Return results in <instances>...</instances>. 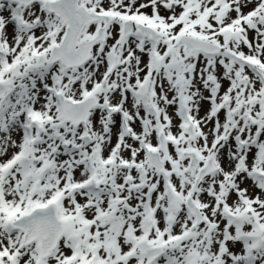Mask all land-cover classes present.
<instances>
[{"label":"snow or ice","instance_id":"6c2138e0","mask_svg":"<svg viewBox=\"0 0 264 264\" xmlns=\"http://www.w3.org/2000/svg\"><path fill=\"white\" fill-rule=\"evenodd\" d=\"M0 264H264V0H0Z\"/></svg>","mask_w":264,"mask_h":264}]
</instances>
